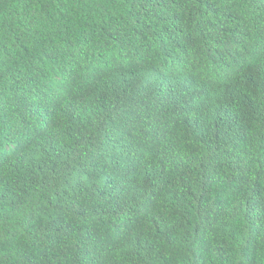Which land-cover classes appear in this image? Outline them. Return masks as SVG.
<instances>
[{
    "label": "trees",
    "instance_id": "16d2710c",
    "mask_svg": "<svg viewBox=\"0 0 264 264\" xmlns=\"http://www.w3.org/2000/svg\"><path fill=\"white\" fill-rule=\"evenodd\" d=\"M0 264H264V0H0Z\"/></svg>",
    "mask_w": 264,
    "mask_h": 264
}]
</instances>
